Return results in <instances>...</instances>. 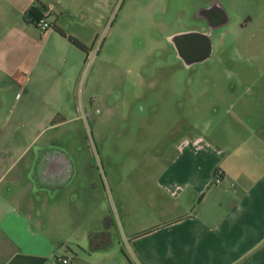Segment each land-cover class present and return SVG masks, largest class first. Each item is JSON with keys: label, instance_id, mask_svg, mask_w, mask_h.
Masks as SVG:
<instances>
[{"label": "crops", "instance_id": "0c3cea01", "mask_svg": "<svg viewBox=\"0 0 264 264\" xmlns=\"http://www.w3.org/2000/svg\"><path fill=\"white\" fill-rule=\"evenodd\" d=\"M51 1L53 29L43 36L26 17L30 7L41 8L40 0H0V86L16 93L12 130L0 132V264H60L58 258L68 264H264V124L242 144L233 142L235 128L221 130L220 140L184 137L155 177L160 206L168 205L164 197L175 200L174 208L162 209L172 214L143 229L126 224L123 240L111 213L91 218L96 198L76 160L53 143L34 149V127L56 130L73 119L83 55L93 47L87 36L104 18H88V9L76 15L64 0ZM70 25L89 30L81 34ZM56 114L63 120L51 124ZM35 117L41 120L34 123Z\"/></svg>", "mask_w": 264, "mask_h": 264}, {"label": "rangeland", "instance_id": "374dc122", "mask_svg": "<svg viewBox=\"0 0 264 264\" xmlns=\"http://www.w3.org/2000/svg\"><path fill=\"white\" fill-rule=\"evenodd\" d=\"M64 1L76 15L88 9V18H104L87 36L93 59L83 55L73 119L56 130L34 127L31 139L34 149L53 143L76 160L88 177L83 184H91L96 198L91 218L102 210L111 213L123 240L126 224L143 229L172 214L162 209L174 208L175 200L164 197L168 205L160 206L155 177L184 137L200 133L220 140L221 130L235 128L233 142L242 144L248 143V132L264 124V0H112L108 6ZM213 1L226 13L223 35L231 42L221 44L220 36H213L211 59L186 66L167 37L195 28L198 13ZM70 26L81 34L89 30ZM15 94L0 86V132L12 128ZM53 118L51 124L63 120Z\"/></svg>", "mask_w": 264, "mask_h": 264}, {"label": "flooded vegetation", "instance_id": "af4514ba", "mask_svg": "<svg viewBox=\"0 0 264 264\" xmlns=\"http://www.w3.org/2000/svg\"><path fill=\"white\" fill-rule=\"evenodd\" d=\"M198 16H199L198 18L199 21L197 22L195 28L175 32L167 37V43L172 46L178 59L180 58L178 57L174 44L171 40L172 37L179 35V34H184V33H195L199 35H204L206 36V38L210 40L211 51L208 54V56H205L204 60H199V58L202 57L201 55H203V50H202L201 45H199V42L196 39H193V41H190L192 46H191V49H190L191 52L188 58L194 62H192V64L189 67L204 64L205 62L211 59L213 52H214V45H213V40H212L213 36L214 37L220 36L219 42L221 44L226 40L231 42V40L227 37V35H223V30L228 21V18L223 8H221L216 2L214 1L211 2L209 6L202 9L198 13ZM201 40H203L204 43H206L205 39L201 38Z\"/></svg>", "mask_w": 264, "mask_h": 264}, {"label": "water", "instance_id": "95a60500", "mask_svg": "<svg viewBox=\"0 0 264 264\" xmlns=\"http://www.w3.org/2000/svg\"><path fill=\"white\" fill-rule=\"evenodd\" d=\"M201 38L205 39L206 43H204ZM193 39H196L199 42V45H201L203 50V55H201L202 57H200L199 60H204L205 56H208L211 51V43L210 40L206 38V36L195 33H184L176 35L171 39L178 54V57L184 62L186 66H190L192 62H194L188 58L192 46L190 41H193Z\"/></svg>", "mask_w": 264, "mask_h": 264}, {"label": "built area", "instance_id": "2783aa9c", "mask_svg": "<svg viewBox=\"0 0 264 264\" xmlns=\"http://www.w3.org/2000/svg\"><path fill=\"white\" fill-rule=\"evenodd\" d=\"M47 1L48 0H40L41 14H40V17L38 18V20H36L34 22V25L43 34V36L46 35L47 33H49L53 29L51 23H49V21H48V18L50 17V15L52 13V6L45 4V3H47ZM88 57H90V62H91L93 59V55L91 54V52H88ZM214 181L216 184L220 183V179H219L218 174L215 175ZM57 261L60 264H68L67 259L58 258Z\"/></svg>", "mask_w": 264, "mask_h": 264}, {"label": "trees", "instance_id": "16d2710c", "mask_svg": "<svg viewBox=\"0 0 264 264\" xmlns=\"http://www.w3.org/2000/svg\"><path fill=\"white\" fill-rule=\"evenodd\" d=\"M40 14H41V8L32 6V7H30V8L28 9V11H27V13H26V17H27V19H29V21H30L31 23L34 24V22H35L36 20H38V18L40 17ZM58 32L61 34V36L67 38V40H68L73 46H75L76 48H78V49L81 50V51H85V48H84V47H83L78 41H76L75 39H73V38H71V37H68L63 31H60V30H59Z\"/></svg>", "mask_w": 264, "mask_h": 264}]
</instances>
